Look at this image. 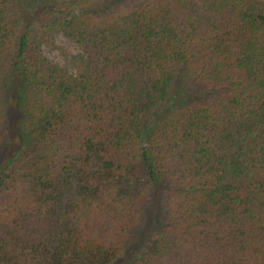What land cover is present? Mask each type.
I'll list each match as a JSON object with an SVG mask.
<instances>
[{
    "label": "trees",
    "instance_id": "obj_1",
    "mask_svg": "<svg viewBox=\"0 0 264 264\" xmlns=\"http://www.w3.org/2000/svg\"><path fill=\"white\" fill-rule=\"evenodd\" d=\"M0 264H264V0H0Z\"/></svg>",
    "mask_w": 264,
    "mask_h": 264
},
{
    "label": "rangeland",
    "instance_id": "obj_2",
    "mask_svg": "<svg viewBox=\"0 0 264 264\" xmlns=\"http://www.w3.org/2000/svg\"><path fill=\"white\" fill-rule=\"evenodd\" d=\"M53 47L43 46L45 56L68 70L72 69V57L80 52L78 46L61 33L55 35Z\"/></svg>",
    "mask_w": 264,
    "mask_h": 264
}]
</instances>
